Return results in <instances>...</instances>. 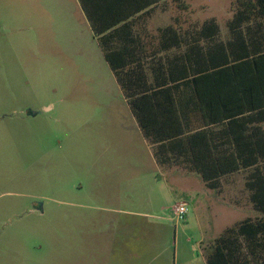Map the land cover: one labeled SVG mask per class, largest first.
I'll use <instances>...</instances> for the list:
<instances>
[{
    "label": "rangeland",
    "instance_id": "1",
    "mask_svg": "<svg viewBox=\"0 0 264 264\" xmlns=\"http://www.w3.org/2000/svg\"><path fill=\"white\" fill-rule=\"evenodd\" d=\"M64 1L0 0V264H207L227 228L258 215L248 173L220 191L169 174ZM234 1L189 3L227 39Z\"/></svg>",
    "mask_w": 264,
    "mask_h": 264
},
{
    "label": "trees",
    "instance_id": "2",
    "mask_svg": "<svg viewBox=\"0 0 264 264\" xmlns=\"http://www.w3.org/2000/svg\"><path fill=\"white\" fill-rule=\"evenodd\" d=\"M144 1L142 9L163 0ZM174 1L189 9L186 0ZM81 4L158 162L196 172L217 191L225 177L248 173L258 215L227 228L207 264H264V0L232 2L227 39L215 18L185 34L165 30L176 47L166 62H116L102 37L113 26L99 27Z\"/></svg>",
    "mask_w": 264,
    "mask_h": 264
},
{
    "label": "crops",
    "instance_id": "3",
    "mask_svg": "<svg viewBox=\"0 0 264 264\" xmlns=\"http://www.w3.org/2000/svg\"><path fill=\"white\" fill-rule=\"evenodd\" d=\"M186 1L189 9L180 11L174 0H163L146 9H142L146 2L144 0H84L99 27L113 26L102 37L105 39L107 48L117 53L114 56L116 62H166L167 57L175 54L176 47L173 37H164V31L173 27L181 34H185L193 29L192 23L202 24L206 21L194 20L189 0ZM64 2L67 5L70 0ZM74 2L75 7H71V12L74 14L78 12L79 19L83 20V26L90 29L107 62L100 45V37L95 36L81 0H74ZM138 9L143 11L131 16L132 12ZM149 80H153L151 74H149ZM137 125L143 135L138 122ZM164 167L169 174H178L177 171L170 170L173 166ZM185 171L187 172L185 175H199L196 172Z\"/></svg>",
    "mask_w": 264,
    "mask_h": 264
},
{
    "label": "built area",
    "instance_id": "4",
    "mask_svg": "<svg viewBox=\"0 0 264 264\" xmlns=\"http://www.w3.org/2000/svg\"><path fill=\"white\" fill-rule=\"evenodd\" d=\"M189 204L186 202H181L178 204H175L172 208H171V212L173 214V219L176 222H181L183 220H185L189 214Z\"/></svg>",
    "mask_w": 264,
    "mask_h": 264
}]
</instances>
